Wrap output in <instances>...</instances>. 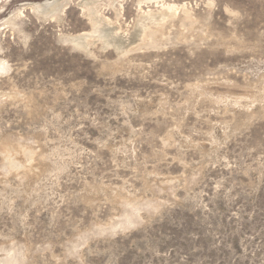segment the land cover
I'll list each match as a JSON object with an SVG mask.
<instances>
[{"label": "rangeland", "instance_id": "1", "mask_svg": "<svg viewBox=\"0 0 264 264\" xmlns=\"http://www.w3.org/2000/svg\"><path fill=\"white\" fill-rule=\"evenodd\" d=\"M0 264H264V0H0Z\"/></svg>", "mask_w": 264, "mask_h": 264}]
</instances>
